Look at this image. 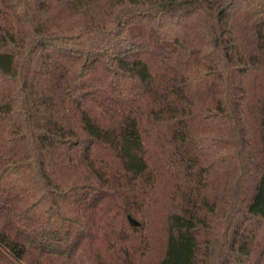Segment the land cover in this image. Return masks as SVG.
<instances>
[{
	"label": "trees",
	"instance_id": "obj_1",
	"mask_svg": "<svg viewBox=\"0 0 264 264\" xmlns=\"http://www.w3.org/2000/svg\"><path fill=\"white\" fill-rule=\"evenodd\" d=\"M0 264H264V0H0Z\"/></svg>",
	"mask_w": 264,
	"mask_h": 264
}]
</instances>
